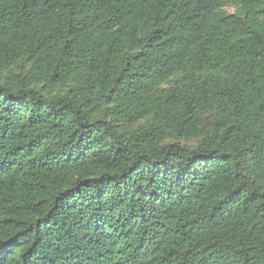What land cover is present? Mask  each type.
<instances>
[{"label":"trees","instance_id":"1","mask_svg":"<svg viewBox=\"0 0 264 264\" xmlns=\"http://www.w3.org/2000/svg\"><path fill=\"white\" fill-rule=\"evenodd\" d=\"M0 264H264V0H0Z\"/></svg>","mask_w":264,"mask_h":264}]
</instances>
